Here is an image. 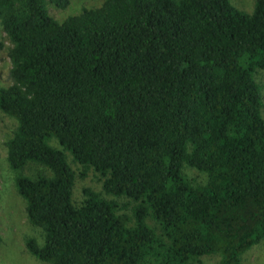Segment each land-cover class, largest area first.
<instances>
[{
	"label": "trees",
	"instance_id": "trees-1",
	"mask_svg": "<svg viewBox=\"0 0 264 264\" xmlns=\"http://www.w3.org/2000/svg\"><path fill=\"white\" fill-rule=\"evenodd\" d=\"M48 4L69 0H0L7 162L44 232L28 251L45 264H241L264 239V0L251 14L230 0H104L64 22ZM68 155L104 196L73 202Z\"/></svg>",
	"mask_w": 264,
	"mask_h": 264
},
{
	"label": "rangeland",
	"instance_id": "rangeland-1",
	"mask_svg": "<svg viewBox=\"0 0 264 264\" xmlns=\"http://www.w3.org/2000/svg\"><path fill=\"white\" fill-rule=\"evenodd\" d=\"M104 0H69V5L60 9L48 4V10L52 17L59 22H64L69 16L78 15L83 8L99 7ZM240 11L251 14L254 11L255 0H230ZM0 89L10 86L12 62L9 57L11 43L0 25ZM256 81L262 87L264 102V70H258L255 75ZM264 116V109L262 111ZM17 126L15 119L7 116L0 109V264H45L34 257L27 249L26 242L34 238L39 244L44 242V232L41 228L32 225L26 214L24 199L18 194L14 177L15 173L10 169L7 162V141L12 137ZM55 146L59 147L57 143ZM69 163L76 173V183L73 193V202L80 205L84 200L83 190L90 188L103 194V178L93 169L84 170L81 165L75 163L68 155ZM86 172L82 177L81 173ZM185 174L195 185L204 184L207 175L196 169L186 167ZM110 199V198H109ZM121 204L127 203L123 198H116ZM125 212V211H124ZM220 257L217 255L202 256L199 262L192 264H219ZM241 264H264V239L253 246L242 256Z\"/></svg>",
	"mask_w": 264,
	"mask_h": 264
}]
</instances>
